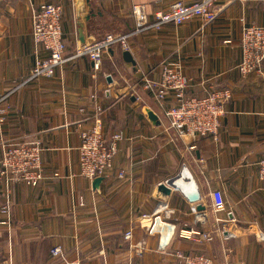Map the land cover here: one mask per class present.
<instances>
[{
	"label": "crops",
	"instance_id": "crops-1",
	"mask_svg": "<svg viewBox=\"0 0 264 264\" xmlns=\"http://www.w3.org/2000/svg\"><path fill=\"white\" fill-rule=\"evenodd\" d=\"M76 1L0 0V160L7 145L38 144L44 170L36 188L0 177V264H180L177 253L264 264V77L237 68L243 30L264 27V4L217 0L211 24L194 19L154 30L146 28L156 12L199 0H85L80 19ZM43 4L64 8L66 53L52 78L29 81L35 62L47 57L33 38ZM82 34L85 44L127 36L128 51L113 46L95 71L74 58ZM171 65L190 79L189 97L229 91L216 141L180 137L143 89L142 75L158 79ZM97 109L105 137L122 132L124 140L114 171L94 188L80 174L78 148ZM172 180L164 196L158 188ZM214 191L222 192L223 213L212 210ZM56 247L63 257L52 256Z\"/></svg>",
	"mask_w": 264,
	"mask_h": 264
},
{
	"label": "built area",
	"instance_id": "built-area-1",
	"mask_svg": "<svg viewBox=\"0 0 264 264\" xmlns=\"http://www.w3.org/2000/svg\"><path fill=\"white\" fill-rule=\"evenodd\" d=\"M217 0H199L190 5L178 1L167 10L155 14L154 22L146 29L160 30L166 25H182L194 19H200L208 25L216 21L217 13L214 4ZM264 4V0H258ZM65 12L62 5L43 4L33 17V38L47 54L45 59L35 62L30 71L29 81L41 78L50 79L54 76L55 69L64 63L66 46L63 41V24ZM127 36L117 39L106 37L100 41L84 44L76 48L74 58H86L94 65V70L99 71L103 59L110 49L119 44L128 51ZM242 60L238 71L243 76L258 74L264 77V27L249 26L243 30ZM143 89L148 92L155 102L163 108L165 116L170 123V129L180 137L188 136L192 139L212 138L218 139L220 119L225 114V105L229 101V91L214 90L205 96H188L191 81L182 72L179 66H165L161 69L158 79L142 75L140 78ZM5 99L0 100V106ZM93 125L80 133V146L78 148L80 174L89 181L103 179L114 171V159L119 151V144L124 140L122 132H115L108 140L103 132L100 115L102 110L97 109ZM6 113V109L1 114ZM42 148L33 143H13L5 146L0 160V177L9 181L22 182L31 188L38 187L44 180V170L41 163ZM259 179L264 183V152L258 163ZM119 178H124V173H117ZM211 207L216 213L225 212V202L220 191L211 194ZM3 214H8L7 206L2 208ZM3 224H6L3 222ZM154 233V229H150ZM225 233V232H224ZM133 236L130 230L125 234L129 240ZM196 236V235H194ZM203 240L212 241L208 235H197ZM233 234H226L232 238ZM53 257H63L59 247L52 250ZM180 264H215L204 254L177 253ZM231 264V263H225Z\"/></svg>",
	"mask_w": 264,
	"mask_h": 264
},
{
	"label": "water",
	"instance_id": "water-1",
	"mask_svg": "<svg viewBox=\"0 0 264 264\" xmlns=\"http://www.w3.org/2000/svg\"><path fill=\"white\" fill-rule=\"evenodd\" d=\"M86 2L87 1H85V0H77L76 1V11H77V18L78 19H80L81 18V15L83 14V13H85V6H86ZM89 2V1H88ZM87 2V3H88ZM91 15H93V14H91ZM99 15H100V13H99ZM89 20V17H87L86 18V21H88ZM79 32L81 33V29L79 30ZM113 37L114 39H117V38H119L120 36L119 35H107L106 37ZM85 39H84V37H83V34H82V36H80V42H81V46L82 45H84L85 44V41H84ZM102 40V39H101ZM98 41H100V39H98ZM94 42H97V40L96 41H94ZM111 51H109V53H110ZM123 60L125 61V62H127V63H132L133 65H135V63H134V61H133V59H132V57H131V55H130V53L129 52H124L123 53ZM149 114V117H150V119H151V121H153V122H155V117H154V115L152 114V113H148ZM103 181V179H96V180H94L93 181V187L94 188H97L98 186H99V184L101 183ZM174 181L172 180V181H170V182H168L167 184H162V185H160L159 186V188H158V190H159V192H161L164 196H167V195H169L170 194V192H171V189H170V187H173L174 186ZM196 198V196L194 195L193 196V199H195ZM204 207H202V206H198L197 207V211L198 212H202V211H204Z\"/></svg>",
	"mask_w": 264,
	"mask_h": 264
}]
</instances>
